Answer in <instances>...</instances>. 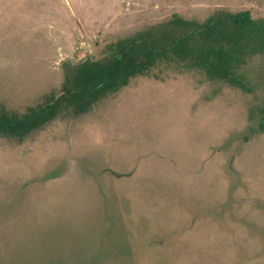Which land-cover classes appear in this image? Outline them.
<instances>
[{"label": "rangeland", "instance_id": "obj_1", "mask_svg": "<svg viewBox=\"0 0 264 264\" xmlns=\"http://www.w3.org/2000/svg\"><path fill=\"white\" fill-rule=\"evenodd\" d=\"M217 8L264 17V0H0V113L57 92L65 60ZM238 73L248 88L162 66L0 135V264H264V55Z\"/></svg>", "mask_w": 264, "mask_h": 264}, {"label": "trees", "instance_id": "obj_2", "mask_svg": "<svg viewBox=\"0 0 264 264\" xmlns=\"http://www.w3.org/2000/svg\"><path fill=\"white\" fill-rule=\"evenodd\" d=\"M249 55H264V17L224 8L214 9L203 20L172 13L103 43L96 55L77 63L63 61L59 90L21 113L1 112L0 135L20 141L62 115H82L132 79L162 66L174 65L203 73L209 81L248 88L238 69ZM263 116H257L254 134L264 131Z\"/></svg>", "mask_w": 264, "mask_h": 264}]
</instances>
